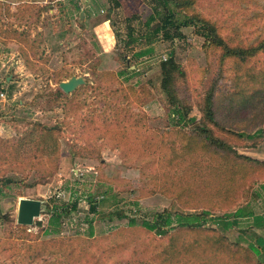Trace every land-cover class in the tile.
<instances>
[{
  "label": "rangeland",
  "instance_id": "obj_1",
  "mask_svg": "<svg viewBox=\"0 0 264 264\" xmlns=\"http://www.w3.org/2000/svg\"><path fill=\"white\" fill-rule=\"evenodd\" d=\"M118 1L0 3V264H264V253L249 251L255 228L247 221L224 235L212 224L165 236L141 225L216 199L215 215L248 202L264 211V100L255 93L264 54L222 59L193 24L171 27L172 37L153 34L152 0ZM193 12L215 21L231 45L264 39V0H197L176 19ZM172 53L180 65L174 86L189 110L182 117L162 84L161 63ZM61 82L74 85L64 98L55 95ZM212 88L224 126L217 134L244 131L231 147L253 160L236 163L238 180L222 154L204 155L205 169L186 168L191 157L170 130L202 122ZM23 198L43 202L31 225L18 222ZM55 204L65 216L58 233H47Z\"/></svg>",
  "mask_w": 264,
  "mask_h": 264
},
{
  "label": "trees",
  "instance_id": "obj_2",
  "mask_svg": "<svg viewBox=\"0 0 264 264\" xmlns=\"http://www.w3.org/2000/svg\"><path fill=\"white\" fill-rule=\"evenodd\" d=\"M5 0H0V3ZM32 0H18L19 3H27ZM116 4L119 5V1L115 0ZM197 0H152V14L150 15L147 24L153 28V34H159L163 32L165 36L172 37L170 34V28L173 27L176 30L180 28L181 25H190L193 24L197 33L205 38L206 42L211 44L214 47H218L222 51V59L226 58H236L241 61H246L250 57L257 55L259 52L264 54V39L257 44L242 46V45H231L226 39L220 34L219 26L215 21L210 19L205 15H201L198 12H193L185 17L184 21L178 22L176 19V14L186 13L190 8L194 7V4ZM75 8L80 10V6L76 3ZM110 19L106 17L105 20ZM154 22V24H153ZM153 24V25H152ZM83 25V23L81 24ZM21 34V32H20ZM19 35V33H18ZM135 39L130 40L127 44H131ZM151 49H147L138 53L139 56L145 55L150 52ZM28 62H31L29 55L26 58ZM163 70V87L171 96L173 100L174 108L179 113L180 117L186 116L189 112L187 106L181 101L177 95L176 87L174 86V79L176 73L180 71V65L174 60L173 53L167 57L166 60H163L161 63ZM133 73H136V69L133 70ZM82 85V84H81ZM214 89H210L205 97L203 104V113L204 120L198 125L186 132L183 131L181 127L176 125L172 126L171 131L177 133L178 142L181 139L182 154L185 157H191L190 163H186L185 167L194 169H205L208 166L203 165L201 162L202 157L206 154L216 155L217 157L222 154L228 159V170L227 173L229 177L236 176L238 180L240 171L237 169V164L240 159L253 161L248 156H243L232 149V144L235 143L234 136H245L244 131H239L235 133L230 130L231 136L226 138L217 134L216 129L218 127L224 128L220 123L216 110ZM257 102L264 100V86L259 87L256 92ZM55 95L60 98L67 96V93L63 91L60 87L56 91ZM250 100V99H249ZM251 101V100H250ZM245 105V104H244ZM251 105L246 104L245 107L249 108ZM194 120V119H192ZM195 121V120H194ZM207 121V122H206ZM51 127L44 125L43 130L50 132ZM263 129H259L256 132H262ZM235 133V134H234ZM254 135L248 134L247 137H253ZM187 137V139H186ZM180 143V142H179ZM185 143V145H183ZM236 144V143H235ZM169 147V149L175 152V156L179 155V150ZM194 157V163L192 160ZM257 162V161H254ZM217 166L213 165V169ZM233 174V175H231ZM228 178V177H227ZM9 178L5 181L6 183ZM217 200V199H216ZM213 200L211 203H200L204 204L202 211L200 212H172V211H163L156 213L152 220L143 219L141 225L149 231H155L160 236L167 235L172 230H199L205 229L210 224L216 226L215 228L224 235L226 232L231 230L235 226H239L242 221H247L249 226L255 228L250 234L253 236V240H248V248L251 254L260 255L264 253V235L260 234L256 229L264 230V211L257 213L251 208V205L246 203V205H237L235 207L226 208V210L220 214L215 215L213 210L220 209L219 205H216L219 201ZM186 204L189 203L186 201ZM43 206V202H42ZM190 206V205H189ZM77 207V202L72 204V208ZM62 207L55 204L52 209V215L50 219V226L46 229L47 233H58L60 231L62 218L65 216V213L61 211ZM94 209V208H93ZM95 210V209H94ZM90 223V236L93 234V218L88 220ZM132 225L137 224L135 218L130 219ZM219 248V245L218 247Z\"/></svg>",
  "mask_w": 264,
  "mask_h": 264
},
{
  "label": "water",
  "instance_id": "obj_3",
  "mask_svg": "<svg viewBox=\"0 0 264 264\" xmlns=\"http://www.w3.org/2000/svg\"><path fill=\"white\" fill-rule=\"evenodd\" d=\"M60 87L64 91L69 92L72 91L74 85L69 82H61ZM9 180L10 179H8V181ZM41 211H42L41 199L23 198L21 199L19 206L18 222L24 225H31L34 223L35 218L40 216Z\"/></svg>",
  "mask_w": 264,
  "mask_h": 264
},
{
  "label": "built area",
  "instance_id": "obj_4",
  "mask_svg": "<svg viewBox=\"0 0 264 264\" xmlns=\"http://www.w3.org/2000/svg\"><path fill=\"white\" fill-rule=\"evenodd\" d=\"M162 58H163V59H166V56H165V55H162ZM0 95H1V98H2V99H5V98H6V94H5L4 91H1Z\"/></svg>",
  "mask_w": 264,
  "mask_h": 264
}]
</instances>
